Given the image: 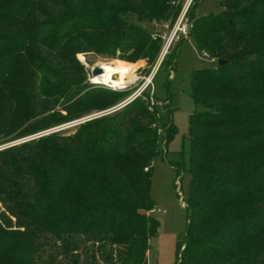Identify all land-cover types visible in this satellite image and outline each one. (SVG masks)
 I'll return each mask as SVG.
<instances>
[{
  "label": "trees",
  "instance_id": "16d2710c",
  "mask_svg": "<svg viewBox=\"0 0 264 264\" xmlns=\"http://www.w3.org/2000/svg\"><path fill=\"white\" fill-rule=\"evenodd\" d=\"M202 55L178 176L191 174L173 264H264V0L192 17ZM172 0H0V264H148L154 162L179 132L144 91L87 81L79 53L146 59L162 47L128 21H174ZM180 46L170 57L174 71ZM164 61L165 65L168 61ZM150 71V67L147 72ZM219 108V111H216Z\"/></svg>",
  "mask_w": 264,
  "mask_h": 264
},
{
  "label": "rangeland",
  "instance_id": "374dc122",
  "mask_svg": "<svg viewBox=\"0 0 264 264\" xmlns=\"http://www.w3.org/2000/svg\"><path fill=\"white\" fill-rule=\"evenodd\" d=\"M196 1L197 7L195 10L194 8L191 10L192 17H201L212 13H218L223 9L222 0H195V2ZM195 2L193 4H195ZM127 19L130 22L137 23L148 29L151 34L153 32L160 33L166 24V22L158 23L155 21L142 22L138 20L136 16H130ZM170 21L172 20L167 22ZM179 46L180 49L175 69L174 71H169L170 62L167 59L172 57L174 51ZM162 48L163 40L162 47L153 65L148 64L146 59H138L132 62L113 59L95 52L79 53L77 55L87 69L88 82L96 85H103L113 90L134 89L132 96L141 95L144 91L148 92L150 94L151 105L158 108L161 120L167 119L169 114L168 109L170 108L172 110L173 120L179 129L178 134L169 144L167 159L158 157L153 166L151 194L155 201V209L152 211V214L160 220V229L159 233L150 240L148 264H173L176 260L177 240L181 238L187 225L185 198H187L189 194L190 187V158L188 154H185L184 160L186 169L181 176H178L177 169L170 165L169 161H178L182 159L180 151L183 148L184 137L188 136L189 133L190 115L194 110L202 108L195 104L192 97V73L196 69L212 66L218 61V58L201 54L197 41L191 33L183 40L175 43L165 56L162 54ZM166 60L168 62L162 65ZM102 63L119 65L121 72L114 74V79L123 77L127 80V83L120 88L94 82L93 69L100 66ZM149 67L150 71L147 72ZM148 80H150V82ZM101 112L104 111H95L83 118ZM81 119L61 124L49 131L71 129L76 125L75 123ZM40 134L41 133L0 145V149L33 139Z\"/></svg>",
  "mask_w": 264,
  "mask_h": 264
},
{
  "label": "built area",
  "instance_id": "2783aa9c",
  "mask_svg": "<svg viewBox=\"0 0 264 264\" xmlns=\"http://www.w3.org/2000/svg\"><path fill=\"white\" fill-rule=\"evenodd\" d=\"M194 2L195 0H172V5L178 12L174 21L166 22L164 29L160 33H152L154 38H161L163 40L162 54L164 56L169 53L171 47L175 43L183 40L189 35L192 27V20L189 12ZM138 95H133L127 101L132 100Z\"/></svg>",
  "mask_w": 264,
  "mask_h": 264
},
{
  "label": "bare ground",
  "instance_id": "6f19581e",
  "mask_svg": "<svg viewBox=\"0 0 264 264\" xmlns=\"http://www.w3.org/2000/svg\"><path fill=\"white\" fill-rule=\"evenodd\" d=\"M102 72L93 77L94 82L104 83L111 86L123 87L127 80L121 77L120 79H114V74L120 73L121 68L117 64L113 63H102L100 64ZM150 82V80H148Z\"/></svg>",
  "mask_w": 264,
  "mask_h": 264
},
{
  "label": "water",
  "instance_id": "95a60500",
  "mask_svg": "<svg viewBox=\"0 0 264 264\" xmlns=\"http://www.w3.org/2000/svg\"><path fill=\"white\" fill-rule=\"evenodd\" d=\"M227 61L226 60H224V59H219L218 60V64L219 65H223V64H225ZM102 72V69H101V67L100 66H97V67H95L94 69H93V76H95V75H98V74H100ZM129 102V101H128ZM127 103V101L126 102H124V103H120L119 105H117V106H115V107H113V108H111V109H109V110H106V111H104V112H101V113H98V114H95V115H91V116H88V117H86V118H83V119H81L80 121H77L75 124H78V123H80V122H83V121H86V120H88V119H91V118H94V117H97V116H100V115H103V114H106V113H109V112H112V111H115V110H117V109H119V108H121L123 105H125ZM220 109L219 108H216V111H219ZM48 132H50V131H48Z\"/></svg>",
  "mask_w": 264,
  "mask_h": 264
}]
</instances>
